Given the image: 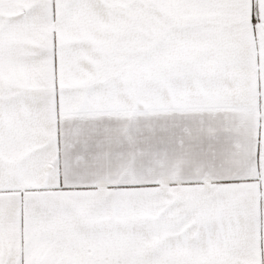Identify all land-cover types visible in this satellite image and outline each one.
I'll return each mask as SVG.
<instances>
[{"label":"snow or ice","instance_id":"1","mask_svg":"<svg viewBox=\"0 0 264 264\" xmlns=\"http://www.w3.org/2000/svg\"><path fill=\"white\" fill-rule=\"evenodd\" d=\"M0 264H264V0H0Z\"/></svg>","mask_w":264,"mask_h":264}]
</instances>
